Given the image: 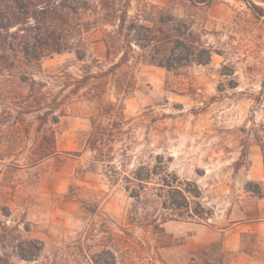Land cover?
<instances>
[{"label": "rangeland", "instance_id": "obj_1", "mask_svg": "<svg viewBox=\"0 0 264 264\" xmlns=\"http://www.w3.org/2000/svg\"><path fill=\"white\" fill-rule=\"evenodd\" d=\"M55 1L79 8L72 47L31 69L44 87L26 101L17 26L1 32L0 264H264V15L244 0ZM123 8L183 20L211 61L168 70L133 41L111 70Z\"/></svg>", "mask_w": 264, "mask_h": 264}, {"label": "trees", "instance_id": "obj_2", "mask_svg": "<svg viewBox=\"0 0 264 264\" xmlns=\"http://www.w3.org/2000/svg\"><path fill=\"white\" fill-rule=\"evenodd\" d=\"M109 1L112 0L101 1L102 8L107 13L113 9L116 3L115 0H113L112 4ZM191 1L202 2L204 0ZM244 1L254 14L258 16L264 15V8L255 3L254 0ZM67 9L72 10L73 13L79 11V8L76 9L65 2H57L55 0H0V49L2 46L1 32L8 31L12 26H17L15 38L19 39L17 56L20 61L18 78L20 80L19 98L21 101H26L30 97L35 86L44 87V83L36 79L35 72L31 69L37 67L40 70L42 68V58L54 53H61L72 47L68 35L73 27L66 20ZM115 12H118L115 15L118 20L117 31L124 38L126 46L119 61L110 67L111 70H116L122 64L129 62L130 54L133 51V41L138 42L141 48L146 51L150 61L156 62L168 70H175L192 62L206 64L211 61L213 54L211 45L204 43L198 33L193 31L183 20H178L176 17L168 15L155 28V26L140 23L143 21L140 13L130 16L127 8L117 9ZM108 16L106 15L103 18V22L113 25ZM141 27H145L146 31H139L138 29ZM140 34H143V36L136 37ZM80 59L82 58L80 57ZM26 88L29 89L27 93H24ZM40 104L42 103H39V106ZM49 112L45 111L44 114H50ZM260 144L264 148L262 139H260ZM246 153L245 150L244 155ZM137 178L145 180L142 175H137ZM176 186L175 189H177ZM177 190L186 200L184 191ZM186 191L193 192L191 189H186ZM195 196L198 195L195 194ZM175 202V206H182L181 203ZM17 253L23 259L30 260L23 253V247L20 244L18 245Z\"/></svg>", "mask_w": 264, "mask_h": 264}]
</instances>
